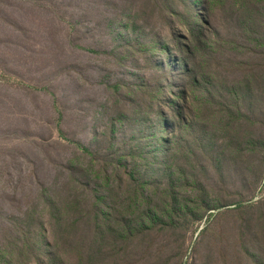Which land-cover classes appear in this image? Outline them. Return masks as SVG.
<instances>
[{"label":"rangeland","instance_id":"1","mask_svg":"<svg viewBox=\"0 0 264 264\" xmlns=\"http://www.w3.org/2000/svg\"><path fill=\"white\" fill-rule=\"evenodd\" d=\"M0 90V264H264V0H0Z\"/></svg>","mask_w":264,"mask_h":264},{"label":"crops","instance_id":"2","mask_svg":"<svg viewBox=\"0 0 264 264\" xmlns=\"http://www.w3.org/2000/svg\"><path fill=\"white\" fill-rule=\"evenodd\" d=\"M13 96L14 95H12V94L10 95L9 92H6L5 95H4V91L0 90V120L2 119V117L4 115H6L8 113L10 115H12L13 114V108L20 107L17 104V101H16L15 97H13ZM25 108H27V106H25Z\"/></svg>","mask_w":264,"mask_h":264}]
</instances>
